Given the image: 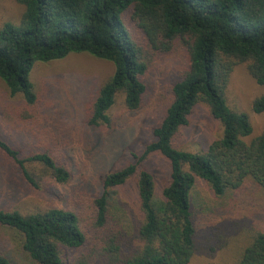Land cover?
Segmentation results:
<instances>
[{"label":"trees","instance_id":"obj_1","mask_svg":"<svg viewBox=\"0 0 264 264\" xmlns=\"http://www.w3.org/2000/svg\"><path fill=\"white\" fill-rule=\"evenodd\" d=\"M14 1L23 12L17 24H0V80L11 96L33 105L37 98L30 74L36 63L70 54L110 63L111 76L86 108L85 123L98 132L111 126L109 111L117 96L129 112L141 106L150 54H166L181 44L187 64L170 85L166 108L142 154L132 153L128 164L100 178L90 226L66 206L28 214L0 210V230L18 235L19 257L29 264H188L196 249L192 191L197 180L216 199L249 187L264 193V131L246 142L252 133L248 116L231 110L225 98L237 64H246L264 88V0ZM125 12L133 34L123 20ZM198 104L219 123L221 135L204 152L178 150L173 139ZM251 111L264 113V94L252 101ZM0 152L33 189L43 181L65 185L74 178L62 159L48 153L20 158L1 139ZM150 154L169 165L159 197L151 173L141 168ZM130 180H135L136 199L129 205L134 209L115 198ZM250 230L232 264H264V230L255 225ZM0 264L19 263L0 249Z\"/></svg>","mask_w":264,"mask_h":264},{"label":"rangeland","instance_id":"obj_2","mask_svg":"<svg viewBox=\"0 0 264 264\" xmlns=\"http://www.w3.org/2000/svg\"><path fill=\"white\" fill-rule=\"evenodd\" d=\"M23 7L14 0H0V24H17ZM128 12L123 20L128 31ZM147 58L146 93L141 106L129 112L117 96L109 111L111 126L93 130L86 125V108L98 88L111 76L110 63L86 54H70L62 60L36 63L30 79L36 103L26 104L20 95L11 96L0 80V139L18 151L20 158L48 153L60 158L72 170L74 178L65 185L43 181L33 189L23 180L18 168L0 152V210H17L22 214L44 212L51 208L70 207L79 212L90 226L92 201L100 193V178L128 164L131 154L141 155L151 141V130L164 112L170 85L179 79L186 67L185 48L175 44L166 54H150ZM75 85V86H74ZM264 94L248 74L246 64H237L229 76L225 98L227 106L248 116L252 133L249 142L264 131V113L254 114L251 103ZM101 133V134H100ZM221 135L219 123L213 120L203 104L194 107L189 124L173 139L176 149L192 153L204 152ZM32 171L39 166L28 165ZM142 169L150 172L155 195L159 197L167 184L169 165L159 154L148 155ZM249 187L248 185L246 186ZM115 198L128 204L136 199L135 180ZM194 221L197 229L196 249L188 264H232L254 225L264 230V193L248 188L244 192L216 199L202 182L196 181L192 191ZM88 239L93 238L89 232ZM91 238V239H90ZM18 235L0 230V249L16 263L19 257ZM69 254H73L69 251Z\"/></svg>","mask_w":264,"mask_h":264},{"label":"bare ground","instance_id":"obj_3","mask_svg":"<svg viewBox=\"0 0 264 264\" xmlns=\"http://www.w3.org/2000/svg\"><path fill=\"white\" fill-rule=\"evenodd\" d=\"M75 86V85H74Z\"/></svg>","mask_w":264,"mask_h":264}]
</instances>
